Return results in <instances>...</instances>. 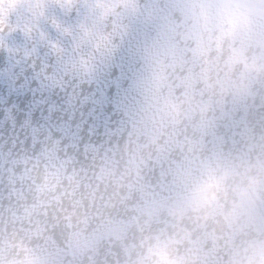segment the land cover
<instances>
[{
    "label": "clouds",
    "instance_id": "obj_1",
    "mask_svg": "<svg viewBox=\"0 0 264 264\" xmlns=\"http://www.w3.org/2000/svg\"><path fill=\"white\" fill-rule=\"evenodd\" d=\"M0 264H264V0H0Z\"/></svg>",
    "mask_w": 264,
    "mask_h": 264
}]
</instances>
